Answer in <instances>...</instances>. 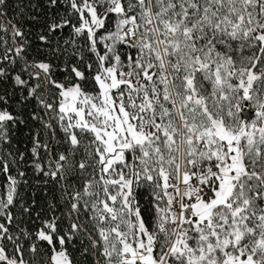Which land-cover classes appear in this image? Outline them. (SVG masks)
<instances>
[{"label": "snow or ice", "instance_id": "obj_1", "mask_svg": "<svg viewBox=\"0 0 264 264\" xmlns=\"http://www.w3.org/2000/svg\"><path fill=\"white\" fill-rule=\"evenodd\" d=\"M0 264H264V0H0Z\"/></svg>", "mask_w": 264, "mask_h": 264}, {"label": "rangeland", "instance_id": "obj_2", "mask_svg": "<svg viewBox=\"0 0 264 264\" xmlns=\"http://www.w3.org/2000/svg\"><path fill=\"white\" fill-rule=\"evenodd\" d=\"M246 112L248 113L249 117L254 116V110L246 109Z\"/></svg>", "mask_w": 264, "mask_h": 264}]
</instances>
